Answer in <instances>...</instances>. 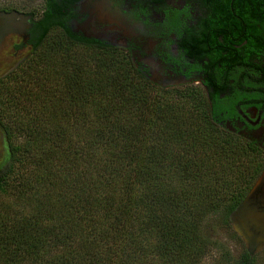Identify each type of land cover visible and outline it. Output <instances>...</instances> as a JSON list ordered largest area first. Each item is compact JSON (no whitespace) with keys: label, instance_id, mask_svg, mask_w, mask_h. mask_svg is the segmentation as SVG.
<instances>
[{"label":"trees","instance_id":"16d2710c","mask_svg":"<svg viewBox=\"0 0 264 264\" xmlns=\"http://www.w3.org/2000/svg\"><path fill=\"white\" fill-rule=\"evenodd\" d=\"M232 1L210 0L208 28L244 26L248 2L235 3L239 22ZM51 10L35 57L0 82L11 149L0 191L14 196L0 205V264H264V248L236 257L211 234L234 229L264 169L258 146L218 125L220 98L160 87L130 54L68 31L38 53Z\"/></svg>","mask_w":264,"mask_h":264},{"label":"flooded vegetation","instance_id":"af4514ba","mask_svg":"<svg viewBox=\"0 0 264 264\" xmlns=\"http://www.w3.org/2000/svg\"><path fill=\"white\" fill-rule=\"evenodd\" d=\"M238 1H232L228 13L234 10V19L241 22ZM245 1L249 19L228 31L207 27L213 15L210 0H45L40 11L4 7L0 11L32 17L27 37L11 34L0 50V82L33 50L35 25L51 7L56 24L52 30L125 51L160 87L199 86L208 96L219 97L218 125L255 144L264 155V0ZM6 142L10 146L0 122V169L9 160ZM260 191L264 194V184Z\"/></svg>","mask_w":264,"mask_h":264},{"label":"water","instance_id":"95a60500","mask_svg":"<svg viewBox=\"0 0 264 264\" xmlns=\"http://www.w3.org/2000/svg\"><path fill=\"white\" fill-rule=\"evenodd\" d=\"M31 17L30 14L17 10L0 11V50L11 34L27 37V27L31 25ZM5 148L8 160L11 157L8 142H6ZM263 184L264 169L250 191L231 214L233 228L243 238L251 253L259 252L264 248V194L260 191Z\"/></svg>","mask_w":264,"mask_h":264},{"label":"rangeland","instance_id":"374dc122","mask_svg":"<svg viewBox=\"0 0 264 264\" xmlns=\"http://www.w3.org/2000/svg\"><path fill=\"white\" fill-rule=\"evenodd\" d=\"M44 2L45 0H0V9L4 7L5 8L17 7L23 10L38 9L40 11L44 6ZM59 37H60V32L57 30H53L50 36L47 38L46 42L38 50V53L44 52V50L51 49V46L56 43ZM76 50H84V49L77 47ZM33 53H34V50L30 52V54L24 60L23 63L27 65L29 62L26 63L25 61L29 58V56L33 55ZM34 55L33 57H35ZM189 86H193V85H189ZM181 88H184V87H181ZM13 200H14V196L11 197L10 194H6L0 191V205H4V204L8 205ZM211 234H212V237L215 240L217 239L221 245H225L227 248H229L232 254L236 257L240 255V253L244 250V248H247L245 241L242 238L241 239L238 238V236L235 234L234 229H229L223 226H217V227L211 228ZM221 248H223V246L215 248L212 254H210L209 259L219 256V254L222 252Z\"/></svg>","mask_w":264,"mask_h":264}]
</instances>
